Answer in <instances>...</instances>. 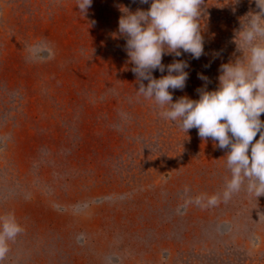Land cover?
Masks as SVG:
<instances>
[{
	"label": "rangeland",
	"instance_id": "obj_1",
	"mask_svg": "<svg viewBox=\"0 0 264 264\" xmlns=\"http://www.w3.org/2000/svg\"><path fill=\"white\" fill-rule=\"evenodd\" d=\"M76 4L0 0V215L23 229L0 264H264V195L225 202L229 149L137 92L148 81L118 21L150 2L93 0L86 17ZM253 12L255 0H205L204 54L162 58L189 65L173 102L218 87Z\"/></svg>",
	"mask_w": 264,
	"mask_h": 264
},
{
	"label": "clouds",
	"instance_id": "obj_2",
	"mask_svg": "<svg viewBox=\"0 0 264 264\" xmlns=\"http://www.w3.org/2000/svg\"><path fill=\"white\" fill-rule=\"evenodd\" d=\"M93 0H77L76 9L86 17ZM147 10L127 8L118 21V32L126 39V52L134 65L131 71L140 83L139 95L154 101L159 115L177 124L184 132L196 128L202 140L211 138L227 152L223 199L227 202L242 189L257 197L264 195V0H255L259 12L241 20L235 34L237 50L242 54L234 62L220 65L218 87L198 89L199 99L187 96L173 102L170 89H183L189 77L188 62L162 63L164 55L204 54L201 17L205 0H140ZM238 2V0H235ZM167 71L156 79L152 73ZM201 80L208 78L200 74ZM259 134V139H255ZM218 197L210 198V203ZM23 231L13 214L0 215V262L9 252V242Z\"/></svg>",
	"mask_w": 264,
	"mask_h": 264
}]
</instances>
